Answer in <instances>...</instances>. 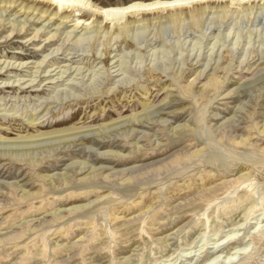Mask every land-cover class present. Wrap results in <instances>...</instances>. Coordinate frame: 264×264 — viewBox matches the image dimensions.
Returning <instances> with one entry per match:
<instances>
[{"label": "rangeland", "instance_id": "1", "mask_svg": "<svg viewBox=\"0 0 264 264\" xmlns=\"http://www.w3.org/2000/svg\"><path fill=\"white\" fill-rule=\"evenodd\" d=\"M234 6L121 32L0 6V264H264V0Z\"/></svg>", "mask_w": 264, "mask_h": 264}, {"label": "bare ground", "instance_id": "2", "mask_svg": "<svg viewBox=\"0 0 264 264\" xmlns=\"http://www.w3.org/2000/svg\"><path fill=\"white\" fill-rule=\"evenodd\" d=\"M258 1L259 0H126L112 1L108 3L102 2L97 4L91 2V0H0V6L6 8L13 7V9L18 7L15 13L21 12L22 14H25L26 17L29 16L31 18L37 17L38 19H43L41 22L45 20L48 22L58 21V24L62 25L63 23L67 24V22L74 21V24L72 25L73 29H76L79 24V27H81L83 25L94 23L96 28L98 27L107 31L113 30L121 32L139 22L147 23L163 18L169 21H176L185 18L189 20V18L195 17V15L206 12L225 13L229 10L236 9L234 5L254 6ZM79 7H88L89 10L82 11ZM112 18L120 20L124 19V21L112 26L108 22V20H112ZM37 34H34L33 37L37 36ZM48 40V42H54V39ZM103 62L106 63L107 60L104 58ZM61 131L62 129L42 132L36 137L48 136ZM7 139V141L5 140V142L1 143L14 144L18 141L11 138ZM246 181L248 180L245 179L240 185L247 184L245 183ZM24 192L26 191H23V193ZM240 249L242 248H238V250ZM217 253H219V251H213L214 258L217 257Z\"/></svg>", "mask_w": 264, "mask_h": 264}]
</instances>
